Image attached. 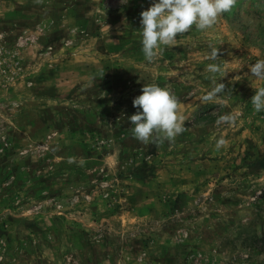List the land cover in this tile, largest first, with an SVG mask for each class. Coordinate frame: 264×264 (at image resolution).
<instances>
[{"label":"rangeland","instance_id":"rangeland-1","mask_svg":"<svg viewBox=\"0 0 264 264\" xmlns=\"http://www.w3.org/2000/svg\"><path fill=\"white\" fill-rule=\"evenodd\" d=\"M152 2L0 0V264H264V111L251 104L264 81L249 69L264 59V0H237L149 63ZM209 63L231 94L202 103ZM151 83L186 117L159 147L128 119ZM227 113L235 125L217 126Z\"/></svg>","mask_w":264,"mask_h":264},{"label":"clouds","instance_id":"clouds-1","mask_svg":"<svg viewBox=\"0 0 264 264\" xmlns=\"http://www.w3.org/2000/svg\"><path fill=\"white\" fill-rule=\"evenodd\" d=\"M236 4L237 0H153L151 6L140 13L139 35L145 60L154 62L165 47L176 46L178 34L183 36L193 27L201 32L212 29L219 17L230 12ZM207 58L216 61L219 58L218 47H213ZM249 69L251 77L264 81V59L257 60ZM206 71L211 74L208 78L213 87L201 98L202 103L219 102L221 94H231L230 89L226 91V85L216 79L217 75L221 79L227 75L223 65L209 63ZM141 93L133 99L137 112L128 118L132 137L144 145L151 143L157 147L165 142L174 143L177 136L187 130L186 117L179 111V98L169 87L156 83L146 84ZM251 104L256 113L264 111V86L255 89ZM236 121V115L227 113L219 116L216 124L235 125ZM226 143L223 137L217 139L216 151Z\"/></svg>","mask_w":264,"mask_h":264}]
</instances>
